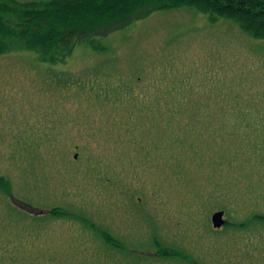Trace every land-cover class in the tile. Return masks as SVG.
I'll list each match as a JSON object with an SVG mask.
<instances>
[{
	"label": "rangeland",
	"instance_id": "374dc122",
	"mask_svg": "<svg viewBox=\"0 0 264 264\" xmlns=\"http://www.w3.org/2000/svg\"><path fill=\"white\" fill-rule=\"evenodd\" d=\"M134 15L51 69L0 55V264H264V39L189 7Z\"/></svg>",
	"mask_w": 264,
	"mask_h": 264
},
{
	"label": "trees",
	"instance_id": "16d2710c",
	"mask_svg": "<svg viewBox=\"0 0 264 264\" xmlns=\"http://www.w3.org/2000/svg\"><path fill=\"white\" fill-rule=\"evenodd\" d=\"M179 7L207 13L211 19L216 16L231 19L244 33L264 39V0H0V55L28 50L35 53L37 61L51 69L53 65L66 63L76 48L107 50L92 34L83 38L85 35L81 36V31L87 32L93 26L116 21L123 26L135 17L132 16L134 13ZM142 8L144 10H140ZM126 18L124 22L118 21ZM98 44L102 49H97ZM58 80L63 88L66 87L62 78L58 77ZM104 89L96 97L105 99L109 90ZM171 90L172 86L169 87ZM127 97L126 103L134 96ZM21 137L24 143L25 138ZM33 142H36L37 148V138ZM9 184V179L0 174V188H7ZM72 212H75L74 208H49L52 217L67 218L73 222L75 215ZM100 234L103 242L110 241L105 238L106 230L101 229ZM113 244L118 246L119 243ZM156 245L159 256L166 258L173 255L171 246H162L160 242Z\"/></svg>",
	"mask_w": 264,
	"mask_h": 264
},
{
	"label": "water",
	"instance_id": "95a60500",
	"mask_svg": "<svg viewBox=\"0 0 264 264\" xmlns=\"http://www.w3.org/2000/svg\"><path fill=\"white\" fill-rule=\"evenodd\" d=\"M210 220L213 228H221L225 223L224 212L222 210L215 211Z\"/></svg>",
	"mask_w": 264,
	"mask_h": 264
},
{
	"label": "flooded vegetation",
	"instance_id": "af4514ba",
	"mask_svg": "<svg viewBox=\"0 0 264 264\" xmlns=\"http://www.w3.org/2000/svg\"><path fill=\"white\" fill-rule=\"evenodd\" d=\"M49 210V209H48Z\"/></svg>",
	"mask_w": 264,
	"mask_h": 264
}]
</instances>
